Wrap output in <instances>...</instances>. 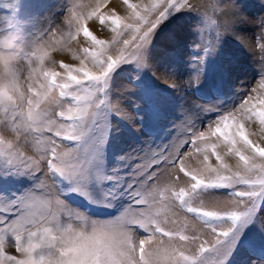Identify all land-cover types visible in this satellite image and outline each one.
Returning a JSON list of instances; mask_svg holds the SVG:
<instances>
[{"label": "snow or ice", "instance_id": "snow-or-ice-1", "mask_svg": "<svg viewBox=\"0 0 264 264\" xmlns=\"http://www.w3.org/2000/svg\"><path fill=\"white\" fill-rule=\"evenodd\" d=\"M109 2L71 0L65 27H49L34 45L11 21L0 29L23 43L27 72L6 64L9 79L0 83V181L31 182L19 194L0 191V264H232L240 250L256 251L250 233L264 234V17L252 45L237 37L260 62L255 87L224 106L217 86L219 103L182 108L183 132L168 145L134 149L107 169L112 117L135 118L113 99L114 77L135 71L139 81L152 69L159 27L192 11L200 17L193 42L200 54L183 83L198 85L237 12L234 0H208L203 11L199 0H121V15L103 10ZM64 52L78 63L61 59L57 70L53 54ZM168 86L179 88L174 80ZM71 197L114 214L93 219L90 209L70 207ZM252 264H264V251Z\"/></svg>", "mask_w": 264, "mask_h": 264}, {"label": "rangeland", "instance_id": "rangeland-1", "mask_svg": "<svg viewBox=\"0 0 264 264\" xmlns=\"http://www.w3.org/2000/svg\"><path fill=\"white\" fill-rule=\"evenodd\" d=\"M113 1L110 0V2ZM117 1L119 5L116 9L121 15H124V5L121 0ZM90 2H94V0H83L84 4H89ZM132 2L137 3L138 0H132ZM234 2L238 12V7L242 8L243 11L247 10L248 7V11H245V13L249 15L247 19L252 20L251 18H253V22L250 21L252 24L249 23L250 26L252 25L251 29L250 26L246 27L247 30H245L240 24V26L234 25L235 22L238 23L235 19L232 24L234 29L231 26V31L235 32L230 31V33L226 34L217 51L206 58L203 66L204 75L198 85L187 88L183 83L191 77H189V74L193 75V57L200 54L192 45L198 36L196 28L200 23V17L192 11L176 12L159 27L153 40L155 47L152 50V69L145 70L139 81L133 79L135 71H126L125 74L114 77L116 90L113 92V99L120 100L122 106L128 110L130 115L133 114L135 118L130 123L127 120H121L115 116L112 117V130L103 150L105 168L113 169L119 167L124 163L120 158L134 149L136 151L143 148L147 150L148 145H150L154 150H159L168 145L178 134L183 132L181 127V121L184 116L182 108H189L199 112V109L194 107L195 105H208L210 102L212 104L219 103L220 101L217 100L213 93V89L217 86L222 89L224 106H227L237 96L239 89H250L256 86L259 80L260 62L256 54L245 47L236 37H238L237 34L240 35L241 33L242 35L240 36L249 38L251 44H253L255 39L259 38L261 34L259 21L264 17V0H234ZM203 3L206 5L208 0H199L200 6ZM70 5L71 0H0V29L6 30L7 23L11 21L23 32L26 43L34 45L39 42L38 37H40L41 33L49 27H65L66 6ZM114 7L108 6L107 10L104 9V11L107 12ZM203 10L204 5L201 6V11ZM253 23L257 27H253ZM236 30L238 33H236ZM231 33H233L232 36L229 35ZM170 34L175 36V42L169 40ZM234 34H236V37ZM100 35L103 36L104 34L101 33ZM44 39L47 40L48 36L45 35ZM72 45L76 48L82 46V37L73 41ZM160 49H166L172 52L173 55L165 56ZM53 58L57 61V70H60L58 62L64 58H60L59 53L53 54ZM187 59H191V61L189 62ZM64 60L69 63L74 61L71 58L69 61ZM187 61L190 65L185 64ZM73 63L77 64V62ZM186 65L188 66L185 67ZM124 67L126 70L131 69L129 65ZM231 67L233 68L231 69ZM153 71L156 74L160 73V71L166 72L168 74L167 77L176 81L179 88L169 87L167 81L159 82L157 75L154 76L152 74ZM185 91L190 96H193L196 101H190L191 98L188 100L185 97ZM178 95H181V97ZM187 100L190 102L188 103ZM204 122L206 123V119ZM143 128L151 132L149 137L140 130ZM186 138L188 137L180 135V139ZM193 162L195 163V161ZM30 183L25 177L11 175L0 181V191H3L5 195L12 196L21 193L30 186ZM77 198L81 199L80 197ZM72 203L74 205H70V207L77 208V210L78 207H82L73 201ZM103 211V215H96L90 212L93 219H107L109 215L114 214V210L105 209ZM261 211L264 212V208ZM64 219L66 220V218ZM249 235L255 241L256 251L240 250L235 254L232 264H252L253 261L259 262L261 259V252L264 251V234L250 233ZM10 251L14 252V249Z\"/></svg>", "mask_w": 264, "mask_h": 264}, {"label": "clouds", "instance_id": "clouds-1", "mask_svg": "<svg viewBox=\"0 0 264 264\" xmlns=\"http://www.w3.org/2000/svg\"><path fill=\"white\" fill-rule=\"evenodd\" d=\"M0 83L6 82L9 79V72L7 71L6 64L8 67L15 68L18 71L26 72V65L23 64L20 50L24 47L23 43L10 38L8 34H0ZM55 48L56 46L53 45ZM53 67L54 65H49Z\"/></svg>", "mask_w": 264, "mask_h": 264}, {"label": "bare ground", "instance_id": "bare-ground-1", "mask_svg": "<svg viewBox=\"0 0 264 264\" xmlns=\"http://www.w3.org/2000/svg\"><path fill=\"white\" fill-rule=\"evenodd\" d=\"M147 2H148V0H144V3H147ZM108 4H109V5H107V7H108V6H110V7L115 6L114 8H117L118 5H119V3H118L117 0H114L113 2H109ZM241 4H242V3H241ZM203 5H205V4H204V3L201 4V6H203ZM238 6H239V3H238ZM107 7H106V8H107ZM242 7H243V5H242ZM106 8H104V9H106ZM238 8H239V9H238L239 12L237 11L236 14H235V19L238 21V23L235 22L234 25H235V24H236V25H239V24H240L242 27H244L245 30H247L246 27H248V26H250V24H252V23H250V21H252L253 18H251L252 20L247 19V17H248L249 15H247V14L245 13V11H248V7H247V10L245 9V11H243L242 8H240V7H238ZM244 8H245V7H244ZM104 9H103V10H104ZM106 10H107V9H106ZM108 10H109V9H108ZM244 13H245V16H244ZM247 13H248V12H247ZM243 16L246 18V20H245V18H244ZM250 16H251V15H250ZM258 21H259V20H258ZM252 22H253V21H252ZM254 22H255V21H254ZM89 23H91V22H89ZM249 23H250V24H249ZM256 23H258V22H256ZM248 24H249V25H248ZM240 25H239V26H240ZM257 25H258V24H257ZM251 26H252V25H251ZM251 26H250V29H251ZM254 26H255V24L253 23V27H254ZM232 27H233V25H232ZM255 27H257V26H255ZM240 28H241V27H240ZM233 29H234V27H233ZM242 29H243V28H242ZM237 30H238V29H237ZM237 30H236V33H238ZM239 30H241V29H239ZM245 30H244V31H245ZM253 31H254V30H253ZM231 32H235V31L232 30ZM229 33H230V32H229ZM253 33H254V32H253ZM229 35L232 36L233 33H231V34H229ZM229 35H228V36H229ZM234 35H235V37H236V34H234ZM240 35H242V34L240 33ZM240 35L237 34L238 37H243V36H240ZM191 36H192V35H191ZM233 38H234V37H233ZM236 38H237V37H236ZM243 38H245V37H243ZM192 39H193V38H192ZM231 39H232V38H231ZM225 40H226V39H225ZM194 41H195V40H194ZM194 41H193V42H194ZM226 42H227V41H226ZM245 44H246V45H252V44H251V40H250L249 38H247V37L245 38ZM192 45H193V44H192ZM228 46H229V45H228ZM71 47H72L73 50L78 49V48L74 47L72 44H71ZM193 48H194V47H193ZM169 50H170V49H169ZM192 50H193V49H192ZM229 52H230V51H229ZM232 52H234V51H232ZM177 53H178V52H177ZM253 53H254V52H253ZM59 54H60V58H64V59H66L67 61H69V59L71 58V56H70L71 53H70V52H64V53H59ZM62 54H63V55H62ZM192 54H193V53H192ZM230 54H231V53H230ZM188 56H190V55H188ZM174 58H175V57H174ZM187 58H188V57H187ZM177 59H178V58H177ZM187 60H188V59H187ZM188 61L190 62L191 59H189ZM188 61H187L185 64L190 65ZM73 62H77V63H78V61H73ZM73 62H71V63H73ZM73 64H74V63H73ZM188 65H186L185 67H187ZM192 66H193V64H192ZM188 68H190V67H188ZM232 68H233V67H231V69H232ZM234 69H235V68H234ZM186 71H187V69H186ZM188 71H189V70H188ZM232 72H233V71H232ZM190 73H191V72H190ZM188 74H189V72L187 73V76H188ZM158 76H165V77H167L168 74H167L166 72H164V71H160V73H157V77H158ZM190 76H192V75L189 74V77H190ZM167 78H168V77H167ZM183 78H185V77H183ZM231 78H232V76H231ZM157 79H158V78H157ZM170 79H171V78H170ZM181 80H182V78H181ZM181 80H180V81H181ZM186 80H188V79H186ZM158 81H159V82H160V81L162 82V81H165V80L161 78V79H158ZM169 81H170V83H171V80H169ZM169 81L167 80L168 84H169ZM165 82H166V81H165ZM162 84H163V83H162ZM164 84H165V83H164ZM166 84H167V83H166ZM241 87H242V86H241ZM186 90H187V89H186ZM175 92H176V91H175ZM186 92H187V91H185V97L188 98V100L191 98L190 101H194V100L196 101V99H195L193 96H190L189 93L187 94ZM178 96H179V95H178ZM179 97H181V95H180ZM181 99L183 100V98H181ZM188 100H187V101H188ZM190 101H188V103H189ZM188 103H187V104H188ZM185 106H186V105H185ZM253 138L255 139L256 137H253ZM212 162L215 163V160L213 159ZM229 162H230L231 164H233V165L235 164V160H230ZM193 163H194V162H193Z\"/></svg>", "mask_w": 264, "mask_h": 264}]
</instances>
